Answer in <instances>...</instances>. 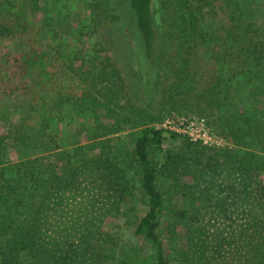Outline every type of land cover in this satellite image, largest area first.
I'll return each instance as SVG.
<instances>
[{
	"label": "trees",
	"instance_id": "1",
	"mask_svg": "<svg viewBox=\"0 0 264 264\" xmlns=\"http://www.w3.org/2000/svg\"><path fill=\"white\" fill-rule=\"evenodd\" d=\"M130 4L141 38V45L135 50V54L139 53L141 65L135 61L131 50L134 62L131 75L126 74L125 78L112 53L113 44L102 40L96 50V54L101 55L103 69L110 70L107 76L115 89V96L111 97L120 96L131 76V87L148 97L150 109L177 98L200 96L218 100V96H232L231 89L239 84L240 75L243 80L254 82V76L248 75H252L255 69L264 71V24L260 22L264 21V0H130ZM35 7V0H0V41L10 40L19 50L17 56H12L0 48V98L12 97L16 93L35 98L44 92V96H57L53 101L45 97L46 104L60 107L64 104L63 95L44 89L52 57L50 52L39 48V38L45 35L46 26L44 20L36 21ZM90 8L96 18V28L102 21L119 20L112 0L96 1ZM220 39L223 40V45L219 46L222 51L215 49ZM211 41L217 45L213 46ZM237 57L244 58V62L226 74L228 65ZM90 62L93 64L94 61ZM133 65L136 70H132ZM144 115L148 121H159L148 109H135V117ZM221 123H224L222 119ZM247 124L250 126L249 120ZM222 128L223 135L231 143H241L250 136L236 124H223ZM47 129L43 128L40 137L46 135ZM164 133L155 128L138 131L131 137L132 152L126 155L119 150L106 156H85L78 151L72 155L60 153L53 160L48 159L42 169L35 166L38 159L24 161L13 178L7 177L4 167V142L12 139L18 148L25 150H32L34 143L31 145L33 140L21 132L0 135V264H23L25 257H28L29 264H52L53 261L54 264H66L62 257H49L47 249L40 244L42 219L49 211L53 212L55 205H50L55 200L60 201L62 194L80 187L82 177L98 183L102 196L111 200L117 211L123 204L126 210L133 207L131 213H134V207L143 204L147 208L145 215H133L134 235L151 247L156 264H169L160 232L161 217L171 196L164 194L160 185L177 178L178 173L199 176L204 181L206 172L203 168L213 166L206 161L209 150L205 146L191 142L184 134L171 132L168 133L171 139L184 141V153L167 152V164L173 170L169 166L159 169L153 157L164 151L167 141ZM86 148L93 152L95 143ZM236 162L241 186H230L227 198L216 204L215 210L241 226L238 238L228 240L215 235L212 250L202 240L205 235L203 227L199 231L190 228L192 240L186 244L183 264H264V157L248 153V156L234 161V165ZM136 167L140 170V198H137L129 178V172ZM42 175L45 178L38 180ZM39 185L47 189L46 196L34 210L31 208L34 212L31 220L21 219L29 189L36 190ZM31 195L33 199L34 194ZM230 199H233V205L242 206L238 212L228 209ZM190 213L183 210L175 215L186 220ZM239 216L241 222L236 220ZM223 249L226 250L224 260L220 253ZM142 263L146 264V261Z\"/></svg>",
	"mask_w": 264,
	"mask_h": 264
},
{
	"label": "rangeland",
	"instance_id": "2",
	"mask_svg": "<svg viewBox=\"0 0 264 264\" xmlns=\"http://www.w3.org/2000/svg\"><path fill=\"white\" fill-rule=\"evenodd\" d=\"M96 1L100 0H35L36 21L44 20L46 26L45 35L39 38V48L50 52L52 57L44 89L49 88L52 93L58 91L63 95L64 104L60 107L46 104V98L53 101L57 96H44V92L35 98L22 93L0 98V135L21 132L33 140L29 141L31 145L34 143L32 150H25L18 148L12 139L4 142L2 150L7 177H16L15 171L24 161L38 159L35 166L42 169L48 159L53 160L60 153L72 155L78 151L85 156H106L119 150L122 154H130L133 149L131 137L144 128L165 132L164 151L153 157L160 169L169 166L167 152L184 153V141L171 139L168 133L184 134L186 139L201 143L209 150L205 158L213 167L203 168L206 172L204 181L199 176L178 173L177 178L160 185L161 191L171 196L161 217V240L169 264H183L186 244L192 240L190 228L199 231L202 226L205 232L202 240L212 250L215 235L228 240L238 238L241 226L222 216L224 214H218L215 208L227 198L230 186H241V175L234 161L248 156V153L264 157V71L255 69L252 75H248L254 76V82L243 80L240 75L239 84L231 89L232 96H218V100L200 96L177 98L150 109L148 97L131 87V76L128 81L125 79L127 87L120 96L111 97L115 96V89L107 76L110 70L103 69L101 55L96 54L98 44L105 40L114 45L112 53L126 78V74L131 75L134 62L131 50L135 54L141 38L130 0H112L119 20L102 21L99 28L94 26L96 18L90 8ZM260 22L264 24V21ZM219 34L224 32L219 31ZM222 42L220 39L216 50L222 51L223 48L219 47ZM211 44L217 45L212 41ZM0 48L12 56L19 54L15 43L10 40H1ZM134 59L141 65L138 52ZM243 59L235 58L228 65L226 74L244 62ZM90 61H94L93 64ZM132 70H136L135 65ZM227 79H231L229 75ZM136 108L148 109L159 121H148L145 115L135 117ZM223 124H236L250 136L241 143H231L223 135ZM45 127L48 128L46 135L40 137ZM108 132L111 133L106 135ZM39 137L40 140L35 142ZM90 143H95L93 152L86 148ZM169 167L173 170L172 166ZM43 178L44 175L37 179ZM129 178L137 198H140L138 167L129 172ZM80 181V187L62 194L60 201L55 200L50 205H55L53 212L49 211L42 219L40 244L47 249L49 257H62L66 264H143L144 260L146 264H156L151 247L134 235L133 215L141 217L147 208L139 203L131 213L133 207L126 210L122 204L121 210L117 211L111 200L102 196L100 185L92 178L82 177ZM46 190L40 185L36 190L29 189L21 219H32L33 210L46 196ZM31 194H34L33 199ZM230 200L228 209L238 212L242 206L233 205V199ZM183 210L191 212L186 220L175 215ZM236 220L241 222L240 216ZM195 241L200 243L199 239ZM220 253L224 260L226 250ZM23 264H29L28 257L24 258Z\"/></svg>",
	"mask_w": 264,
	"mask_h": 264
}]
</instances>
